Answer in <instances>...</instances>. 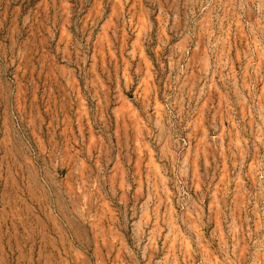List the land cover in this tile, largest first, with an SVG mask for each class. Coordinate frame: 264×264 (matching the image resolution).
<instances>
[{
	"label": "rangeland",
	"instance_id": "obj_1",
	"mask_svg": "<svg viewBox=\"0 0 264 264\" xmlns=\"http://www.w3.org/2000/svg\"><path fill=\"white\" fill-rule=\"evenodd\" d=\"M0 264H264V0H0Z\"/></svg>",
	"mask_w": 264,
	"mask_h": 264
}]
</instances>
